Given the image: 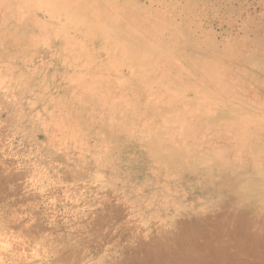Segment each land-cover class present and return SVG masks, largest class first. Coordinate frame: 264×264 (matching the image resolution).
Here are the masks:
<instances>
[{
	"label": "rangeland",
	"instance_id": "1",
	"mask_svg": "<svg viewBox=\"0 0 264 264\" xmlns=\"http://www.w3.org/2000/svg\"><path fill=\"white\" fill-rule=\"evenodd\" d=\"M71 1L0 0V264H264V0Z\"/></svg>",
	"mask_w": 264,
	"mask_h": 264
},
{
	"label": "bare ground",
	"instance_id": "2",
	"mask_svg": "<svg viewBox=\"0 0 264 264\" xmlns=\"http://www.w3.org/2000/svg\"><path fill=\"white\" fill-rule=\"evenodd\" d=\"M77 3L78 2V0H73V1H71V2H68V3H66L68 6H70V4H72V3ZM167 255V254H166ZM250 259V258H249Z\"/></svg>",
	"mask_w": 264,
	"mask_h": 264
}]
</instances>
